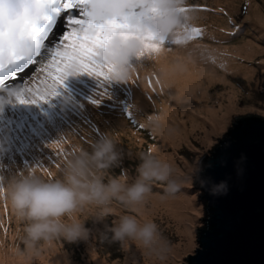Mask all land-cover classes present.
I'll return each mask as SVG.
<instances>
[{
  "label": "rangeland",
  "instance_id": "1",
  "mask_svg": "<svg viewBox=\"0 0 264 264\" xmlns=\"http://www.w3.org/2000/svg\"><path fill=\"white\" fill-rule=\"evenodd\" d=\"M214 1L186 0V6L192 9V15L200 18V24H203L200 28L206 35L199 43H193V46L220 44L218 47H234L245 41L254 43L260 53L254 59L248 60L242 54L237 56L231 52L226 57L228 63L222 62L221 59L217 60L219 63L217 70L226 76V83L217 82L218 84L211 88L210 95L215 99L216 108H219L220 104L229 105L227 103L231 89L228 88L231 86L239 92L236 108L230 111L225 122L218 119L209 124L214 127L213 129L192 128L187 119L181 121V123L187 121L186 130L189 134L187 142H182L176 149L171 146L163 148L165 153L175 152V161L179 168V171L174 173L177 178L184 177L186 173L198 167L201 159L229 133L233 123L238 119L252 117L264 120V25L255 24L251 17L255 7L264 14V0H225L219 5ZM5 2L6 0H0V4ZM7 2L11 3L12 0ZM87 5L83 7L88 14ZM39 7L42 14L39 20L32 24L44 23L43 18L47 12L43 5ZM67 15L65 13V18ZM212 17L224 19L226 23L218 27L216 23L212 24L210 21ZM232 22L238 28H234ZM14 24L11 13L3 14L0 10V70L7 69L9 64L14 63V56L19 59L25 56L24 60L27 61L25 66L30 67L33 72L29 76H24L18 86L0 93V102H7L6 106L0 108V187L7 188L14 180L29 176H39L48 180L62 179L66 162L81 151L91 152L95 143L105 136L114 137L120 155L118 165L111 169L110 175L124 176L129 185L135 183L138 177L137 169L144 154L158 155L157 149L164 146L155 128L147 126L146 121L153 116L161 118L163 108L159 103L165 96L164 86L156 83L155 78L151 83L153 91L149 89V92L152 97H157V102H143L145 111L138 112L139 106L131 99L128 90L120 89L116 95L109 91L116 89L117 82L106 83L103 80L99 82L96 77L72 66L69 67L64 83L57 89L56 95L42 94L46 96L45 99L33 102L35 97L26 92L25 88L43 90L40 83L43 76L34 70L50 64L58 52L68 48V44H65L62 38L56 45L52 44L43 49L47 35L44 37V34H38L35 38H30L29 26L32 24L26 31L19 33ZM8 28L10 34L6 32ZM217 30L220 32H215ZM2 33L4 35H1ZM4 36L5 39L2 38ZM212 37L219 43L214 42ZM178 48L174 46L173 50ZM183 49L187 53V50ZM192 52L188 53L193 56L202 55L200 50ZM205 55L199 60L203 59V64H210L211 60L205 58ZM230 58H237L236 62L232 60L233 63H229ZM221 63L224 64L223 68L220 67ZM10 73L11 69L0 73V83L10 78ZM79 73H82L81 78ZM247 74L250 77H246ZM21 98L26 102L20 103ZM174 100L170 93L167 99H164L166 106L175 103ZM223 108L225 109L223 114L227 113L229 107ZM194 114L202 118L207 116L206 113ZM141 124L144 125L143 128ZM201 195V191L195 185L186 186L184 191L176 196H168L163 194L161 183L153 184L152 192L145 203L149 206L148 210L151 197L161 200L165 205L167 200L171 201L168 202L170 203L168 207L164 206L162 212L152 217V222L158 228V242L163 247L154 244L151 249L137 246L135 251L131 252V247L124 251L119 242L111 241V233L108 231L117 216L111 215L103 221H96L93 217L94 210H86L82 216L90 232L86 242L73 244L56 242L52 246H40L38 251L32 254L25 253L23 256L20 255L24 252L23 224L17 221L7 200L0 196V264H31L38 258L45 259V264H96V261H104L107 264H134V260L135 264L175 262L186 264V260L194 255L198 248L197 231L204 226L205 207L200 199ZM179 196L194 202L191 209L185 210L188 215L187 220L183 222L174 208L177 206ZM114 208L117 215L125 213L139 218L137 209H126L118 204L114 205ZM181 222L193 233L192 248H187L188 236L179 233L178 227ZM176 247L181 254L171 253V249Z\"/></svg>",
  "mask_w": 264,
  "mask_h": 264
},
{
  "label": "clouds",
  "instance_id": "2",
  "mask_svg": "<svg viewBox=\"0 0 264 264\" xmlns=\"http://www.w3.org/2000/svg\"><path fill=\"white\" fill-rule=\"evenodd\" d=\"M185 6L186 0H91L87 5L90 21L96 24L118 21L129 25L115 33L100 53L108 78L119 83L132 81L136 73L133 61L147 54L146 45L150 42L165 41L181 49L188 47L185 29L193 26L196 18L191 12L178 11ZM0 10L11 13L18 33L26 31L42 14L34 0H12L11 3L6 0L0 4ZM211 51L212 55H217L216 51ZM165 53L166 49L161 48L154 58L160 60ZM190 61L191 57H178L173 62L162 63L161 74L166 79L182 73ZM6 103L0 102V108ZM146 121L147 126L155 128L159 117H149ZM116 145L112 136L98 140L91 152L81 151L66 162L62 179L29 176L14 180L7 188L0 187V196L7 200L17 221L23 224L21 256L56 242H86L90 235L82 218L86 210H94L96 221L117 216L108 231L111 241L119 242L124 251L129 249L130 243L151 249L159 240L157 225L141 221L136 215H117L114 205L139 208L157 182L163 185V194L168 196H176L186 186L197 183L207 188L213 197L226 196L229 192L227 180L217 183L205 179L202 165L177 178L172 165L155 153L144 154L137 169L138 177L129 185L124 176L110 175L120 160Z\"/></svg>",
  "mask_w": 264,
  "mask_h": 264
},
{
  "label": "bare ground",
  "instance_id": "3",
  "mask_svg": "<svg viewBox=\"0 0 264 264\" xmlns=\"http://www.w3.org/2000/svg\"><path fill=\"white\" fill-rule=\"evenodd\" d=\"M223 2H225V0L214 1V3L217 5ZM63 15L65 17V14ZM251 17L253 18L255 24L257 23L260 25H264V14L258 7H255L252 10ZM210 21L212 22V24L216 23L218 27L224 26L222 24L226 23L224 19L215 18V17H212ZM200 22H201L200 18H196L194 26L202 27L203 24L202 23L200 24ZM215 32L219 33L220 31L217 30ZM213 35L214 34H212V36ZM51 45L52 44L48 43V36H47V41L44 44L43 49L50 47ZM219 45L216 44L214 46L213 45L193 46V44H190L188 45L187 48H185V50H187V53L192 52L193 50L196 51L200 50V53H202V49L204 48L216 51L217 52V55L215 56L216 62L213 63L211 61L210 64H206V63L203 64L204 62L203 59L201 61L199 60V58H201L202 55L193 56L190 55V53L187 54L184 51V49L181 48L172 51H166L165 56L160 60L154 58L155 56H149L148 54H146L143 58L133 61V66L136 69V73L132 81L127 83L117 82V86L115 90H109L105 88L106 90L111 91L112 94L115 95L116 93L117 94L119 93L118 91L120 89L124 88L128 90L129 94L131 95V99H134L136 104L139 106L138 112H142L145 111L143 102H147V101H154L155 103L157 102V97L154 96L152 97L151 93L149 92V89L153 91L151 83L154 81V79L156 78V80L159 81L158 84H162L164 86L165 96L163 97L162 102H160L161 104L159 103V106L163 108V111L161 113V118H159V124L157 127H155V131L158 135H160L164 146L161 147L162 149H157L158 150L157 153L160 158H162L166 162H169L172 165L174 169V173L176 171H179L178 165L175 161V152L172 153L168 151L165 153L163 148L167 146H171L173 149L174 148L176 149V147H178L182 142L186 141L189 138V134L186 130L188 126L187 121L183 123H181V121L187 119L192 128H197V129L199 128L204 130H208L210 128L213 129L214 127L209 124L213 123L214 120L217 121L218 119H220L222 122H225L226 119L228 118L230 111L236 108V98L239 96V92L235 90L233 87L230 86V88H228L231 89L228 96V100L230 102L228 101L227 103L229 105L222 106L220 104V107L216 108L214 105L215 99L210 95L211 88L217 85L218 84L217 82H220V84L224 82L226 83V76L224 77V75L219 73L217 70V66L219 65V63H217V60L221 59L222 62L227 61L228 63V58L226 57L227 54H230L231 52L233 53V55H237V56L242 54L244 55L243 57L248 60L254 59V57L258 53H260V50L255 46L254 43L251 42L244 41L241 44L234 47L233 46L218 47ZM222 52H224L225 54ZM178 57L180 58L191 57V61L187 64V68L184 72L171 75L165 79L162 76L161 71H158V68L160 69L162 63L173 62ZM236 59L237 58H230L229 63H233L232 60L236 62ZM99 63L103 64L101 60L99 61ZM159 74L161 76H158ZM81 75L82 73H79L80 78ZM247 75L246 77H250V75L248 76ZM20 80L21 78H18L16 80H12L10 78L6 80L0 86V93L18 86ZM148 81H151V83H149ZM99 82H101V79H99ZM109 82L111 83L112 81L109 79V81H107L106 83ZM169 93L174 96L175 103H172L170 106H166V102L164 101V99H167V95ZM171 99L173 100V97H171ZM200 105L203 106L199 107ZM223 107L226 108L229 107L227 113L223 114V110H225ZM194 112H197L198 114L206 113L207 116L202 118L199 117V115H195ZM220 113L222 115L221 117L219 116ZM146 198H149V196H147ZM178 199L179 201H177V206L174 208L177 209L178 211L177 216L183 222L187 220V215H188L185 212V210L191 209L194 202L189 201L187 198H184L182 196H179ZM146 201L147 200L145 199L144 203L139 208H137V211L139 213L138 219L141 221H145V220L152 221L153 215H156L160 211L162 212V208L166 205L168 207V205H170V203L168 202H171L167 200L165 205L161 200L155 197H151L150 210H148L147 207L149 206L148 205L146 206L145 204ZM169 211L171 213V208H169ZM182 222L179 224L178 227L179 233L181 235L188 236L189 241L187 243L188 246L187 248H192L194 244L193 233L190 229H187L186 228L187 226ZM156 245L163 247V245L160 244L159 242H157ZM129 247H131V252L135 251V248H137L135 244H131V243ZM171 253L176 255L181 254L178 247L172 248ZM135 257H137V253H135ZM135 257L133 258V260L135 259ZM134 262L136 263V260H134ZM31 264H45V259L38 258L32 261ZM96 264H107V262L96 261Z\"/></svg>",
  "mask_w": 264,
  "mask_h": 264
},
{
  "label": "water",
  "instance_id": "4",
  "mask_svg": "<svg viewBox=\"0 0 264 264\" xmlns=\"http://www.w3.org/2000/svg\"><path fill=\"white\" fill-rule=\"evenodd\" d=\"M203 177L227 180L226 196L201 191L204 226L186 264H264V120L240 118L208 155Z\"/></svg>",
  "mask_w": 264,
  "mask_h": 264
},
{
  "label": "snow or ice",
  "instance_id": "5",
  "mask_svg": "<svg viewBox=\"0 0 264 264\" xmlns=\"http://www.w3.org/2000/svg\"><path fill=\"white\" fill-rule=\"evenodd\" d=\"M35 2L48 6V12L43 18V24H32L29 26V37L32 38L38 34H47L48 43L55 45L63 38L64 43L68 44V48L65 51L58 52L50 64L34 70L37 74H42L43 76L40 80V83L43 85V90L41 91L39 88H25L26 92L35 97L33 102L37 99H45L46 96L42 94L56 95L57 89L64 83L69 67L72 66L78 67L80 70L97 79L105 82L109 81L106 67L99 63V53L107 46L115 33L118 31L122 32L129 25L118 21L96 24L86 19L88 14L83 6L89 4L91 0H35ZM77 10H79L78 14H76ZM178 11L187 13L191 12L192 9L185 6L178 9ZM65 13L68 14L66 18L63 15ZM232 24L234 28H238L234 22ZM229 34L235 35V33ZM204 35L205 32L203 29L193 25L185 29L184 38L187 44L190 45L199 43L204 38ZM211 39L219 43V41H215V37ZM146 47L149 56H156L160 53L161 48L172 51L174 45L172 42L160 41L159 43L150 42ZM204 54L213 63L216 62V57L212 55L210 49H202V55ZM13 60L14 63L9 64L7 69L0 70V73L11 69L10 78L12 80L22 79L24 76L31 75L33 70L25 66L26 60H20L15 56ZM220 67L223 68L224 64L221 63ZM31 78L35 79V77ZM25 102L23 98L20 99V103ZM143 127L144 125L141 124V128Z\"/></svg>",
  "mask_w": 264,
  "mask_h": 264
}]
</instances>
